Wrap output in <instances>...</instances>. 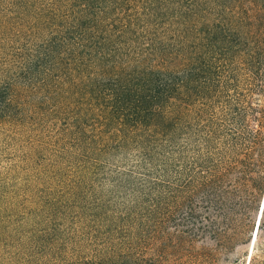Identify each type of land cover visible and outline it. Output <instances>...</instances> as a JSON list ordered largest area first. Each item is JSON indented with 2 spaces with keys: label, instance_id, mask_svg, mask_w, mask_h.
<instances>
[{
  "label": "rangeland",
  "instance_id": "374dc122",
  "mask_svg": "<svg viewBox=\"0 0 264 264\" xmlns=\"http://www.w3.org/2000/svg\"><path fill=\"white\" fill-rule=\"evenodd\" d=\"M50 1L0 0V85L48 43L52 9L36 6ZM124 13L125 37L100 42L99 56L158 63L179 46L198 51L204 95L174 119L181 130L163 155L144 150L156 136L139 108L106 120L82 105L75 74L21 80L18 104L0 107V264L100 260L129 244L155 264H264L262 202L240 235L221 205L251 188L248 134L264 136V0H129ZM76 50L61 61L89 54Z\"/></svg>",
  "mask_w": 264,
  "mask_h": 264
},
{
  "label": "trees",
  "instance_id": "16d2710c",
  "mask_svg": "<svg viewBox=\"0 0 264 264\" xmlns=\"http://www.w3.org/2000/svg\"><path fill=\"white\" fill-rule=\"evenodd\" d=\"M128 1L52 0L43 11L37 5V9L44 15L49 8L52 9L46 14L45 20L48 19L54 28L48 33V37L42 40L48 43H44L36 55L26 56L22 69L0 85V107L13 102L18 104L16 97L23 86L21 80L29 78L30 81H35L34 78L42 77L46 84H50L56 70L59 69L63 73L68 71V75L75 74L80 79L76 94L81 95L83 106L92 107V110L95 107L106 120L123 119L125 114L123 116L117 114L120 110L139 108L142 113L141 118H138L140 127L156 136L152 141L148 138L143 140L144 150L149 152L146 147L149 142L150 145L158 144L156 149L161 148L163 155L165 151L172 149L178 138V131L181 130L174 119L182 116L189 106H194L204 95L207 77L203 75L205 73L203 60L199 57L198 51L192 56L191 51L180 46L170 52L163 51L168 58L158 63L137 60L116 66L115 63L99 56L97 48L101 47L100 42H119L125 37L127 25L124 23L126 21L124 9ZM34 4L27 3L29 6ZM150 5L152 7V4ZM84 42L99 44L93 43L89 47ZM82 48L89 51L87 56L80 57V60L71 58L70 61H61L59 56L61 53L72 49H78L76 52H79ZM154 50L155 48H152L151 52L154 53ZM64 76L67 77V73ZM81 76H85L86 80H81ZM101 78L107 83H99ZM64 80L58 84H64ZM145 112H149L150 117L146 118ZM75 114V119L82 118V113ZM261 132L258 128L249 131L248 134L253 137L255 144L253 152L251 151L250 169L253 173L251 188L245 186L240 188L230 208L226 204H221L223 215L226 216L227 212H224L226 209L231 210L232 222L239 235L242 229L249 228L264 195V136ZM211 137L212 135L206 136L203 141L209 143ZM197 154L200 155V150H197ZM262 213L258 229L263 226L264 209ZM216 231L213 230L212 237L215 241H220V233ZM69 264L155 263L154 258L140 256V252H136L132 244H129L125 250H114L107 258Z\"/></svg>",
  "mask_w": 264,
  "mask_h": 264
},
{
  "label": "bare ground",
  "instance_id": "6f19581e",
  "mask_svg": "<svg viewBox=\"0 0 264 264\" xmlns=\"http://www.w3.org/2000/svg\"><path fill=\"white\" fill-rule=\"evenodd\" d=\"M263 209H264V199L262 200V203H261V207H260V211H259V214H258V218H257V225H259L260 224V221H262L261 220V217L263 216L262 214V212H263ZM260 226V225H259ZM257 231V230H256ZM259 232V231H258ZM256 234H257V232H255V234H254V236H253V239H252V243H253V241L255 240V237H256Z\"/></svg>",
  "mask_w": 264,
  "mask_h": 264
},
{
  "label": "water",
  "instance_id": "95a60500",
  "mask_svg": "<svg viewBox=\"0 0 264 264\" xmlns=\"http://www.w3.org/2000/svg\"><path fill=\"white\" fill-rule=\"evenodd\" d=\"M264 199V195H263V197H262V200Z\"/></svg>",
  "mask_w": 264,
  "mask_h": 264
}]
</instances>
